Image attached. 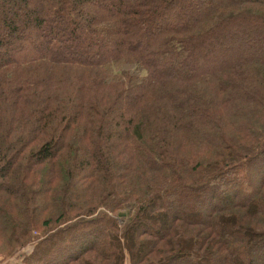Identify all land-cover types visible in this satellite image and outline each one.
<instances>
[{"label": "trees", "instance_id": "16d2710c", "mask_svg": "<svg viewBox=\"0 0 264 264\" xmlns=\"http://www.w3.org/2000/svg\"><path fill=\"white\" fill-rule=\"evenodd\" d=\"M0 252L264 264V0H0Z\"/></svg>", "mask_w": 264, "mask_h": 264}, {"label": "rangeland", "instance_id": "374dc122", "mask_svg": "<svg viewBox=\"0 0 264 264\" xmlns=\"http://www.w3.org/2000/svg\"><path fill=\"white\" fill-rule=\"evenodd\" d=\"M34 5H37V3L33 2ZM7 10V9H6ZM38 12L40 13V10H38ZM189 203H193V202H188V203H185L187 206L191 205ZM183 204V205H185ZM178 205V204H177ZM175 206V205H174ZM158 218L157 217H154L152 219H150V222L146 224L147 228L149 229H154L155 227H158ZM32 236L35 237V236H38L41 234L40 231H37V230H33L32 231ZM20 251V250H19ZM18 251V252H19ZM17 253V252H16ZM59 252L56 250V251H52V256H56ZM16 255V256H15ZM18 257V254H14L13 256L11 257H4V254L0 252V264H13L14 261L17 259Z\"/></svg>", "mask_w": 264, "mask_h": 264}]
</instances>
